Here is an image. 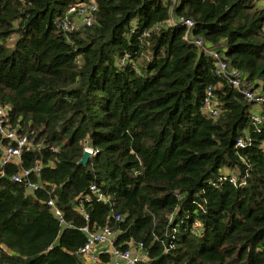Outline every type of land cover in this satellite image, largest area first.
<instances>
[{
    "label": "trees",
    "instance_id": "obj_1",
    "mask_svg": "<svg viewBox=\"0 0 264 264\" xmlns=\"http://www.w3.org/2000/svg\"><path fill=\"white\" fill-rule=\"evenodd\" d=\"M86 1L0 0V107L31 146L0 167V264H81L79 229L105 226L114 247L141 245L138 264H264V128L191 43L264 94V0H93L91 26L54 27Z\"/></svg>",
    "mask_w": 264,
    "mask_h": 264
},
{
    "label": "built area",
    "instance_id": "obj_2",
    "mask_svg": "<svg viewBox=\"0 0 264 264\" xmlns=\"http://www.w3.org/2000/svg\"><path fill=\"white\" fill-rule=\"evenodd\" d=\"M169 2L174 5L176 0H169ZM95 8L96 6L93 0H87L85 3L71 6L60 18L54 21V27L57 30L68 33L77 30L79 27H89L93 23ZM179 22L185 27L183 38L186 39L188 31L192 27V22L182 19L179 20ZM191 43L198 51L212 61L214 76L239 93L243 100L249 105V123L256 128L257 132H259L260 128H264V94L260 93V91L255 88L254 82L247 81L241 72L232 69L221 53L207 48L198 39L191 40ZM212 91L213 88L211 87L205 89L202 100V110L208 117L215 118L218 112ZM0 139L4 141L0 146V167L8 164L17 166L19 164L21 152L31 147L25 135L17 134L15 130L10 127L6 109L3 107H0ZM242 147H244V141L238 138L235 141L234 148L240 149ZM259 149L260 152L264 154V134ZM84 151L89 153V157L92 155L90 150L85 149ZM38 171L39 165L35 164L30 170H20L11 177V180L18 183L24 182L29 173L36 174ZM218 173L220 174L219 181L221 182H227L232 186L242 184L238 183L234 174L225 168L220 169ZM26 188L27 190H32L34 186L26 184ZM89 193L97 202H105L103 196L94 186L89 187ZM85 200H88V198L85 197ZM46 206L49 207L58 223L63 225L60 213L54 208L53 202L47 201ZM75 209L76 212L82 213L79 206ZM83 219L86 220L85 215H83ZM114 220L117 221L118 216H115ZM193 226L195 227L196 224L194 223ZM79 231L84 235V244L77 252L81 264H99L100 255L106 256V264H138L146 261L145 253L141 250L140 244L132 245L128 242L125 249L114 247L113 241L115 233L107 226L91 230L87 227H82Z\"/></svg>",
    "mask_w": 264,
    "mask_h": 264
},
{
    "label": "water",
    "instance_id": "obj_3",
    "mask_svg": "<svg viewBox=\"0 0 264 264\" xmlns=\"http://www.w3.org/2000/svg\"><path fill=\"white\" fill-rule=\"evenodd\" d=\"M89 159V153L87 151H83L79 160L77 161V165H85L87 160Z\"/></svg>",
    "mask_w": 264,
    "mask_h": 264
}]
</instances>
